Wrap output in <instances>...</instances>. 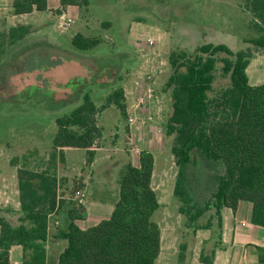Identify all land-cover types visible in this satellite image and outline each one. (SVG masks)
Masks as SVG:
<instances>
[{
	"label": "rangeland",
	"instance_id": "1",
	"mask_svg": "<svg viewBox=\"0 0 264 264\" xmlns=\"http://www.w3.org/2000/svg\"><path fill=\"white\" fill-rule=\"evenodd\" d=\"M245 4L246 0H89L88 6L68 7L66 13L74 22L61 28L56 12L59 0H48L47 10L23 16L12 15L10 1L3 0L0 30L30 24L38 26L40 32H32L30 27L21 44L0 54V173L10 178L14 162L21 167L26 162L33 170L43 169L49 162L55 117L80 102L87 89L100 106L113 88H128L127 84L144 81L147 75L154 79L161 64L166 72L161 84L164 86L170 72L166 58L174 49L192 51L206 42L223 43L233 51L253 48L245 40L256 37L259 31ZM77 33L102 41L92 49L77 50L71 45ZM220 67L217 62L210 95L229 83ZM247 75L250 84L264 83V50L254 52ZM167 104L163 115L159 112L146 125L132 108L128 112L135 118L132 129L152 126V133L162 138L156 140L159 147L152 150L156 162L151 186L159 207L151 219L161 230L156 264H177L181 246L184 252L194 249L204 232L213 236L217 231L215 220L210 230H194L179 213L180 201L173 194L177 167L170 152L172 136L165 134L170 114V102ZM97 124L101 134L94 145L96 162L86 164L84 149L67 150V168L56 159L55 172L59 165L62 180L60 192L68 201L75 203L70 194L73 180L81 182L80 174L90 176L81 226H90L110 215L118 198L119 171L131 155L130 143H137L129 131L127 117H122L114 105L99 112ZM138 143L143 147L141 141ZM222 171L219 163L195 157L188 167L186 183L193 199L204 202L214 187V175ZM8 187H12L10 183Z\"/></svg>",
	"mask_w": 264,
	"mask_h": 264
},
{
	"label": "trees",
	"instance_id": "2",
	"mask_svg": "<svg viewBox=\"0 0 264 264\" xmlns=\"http://www.w3.org/2000/svg\"><path fill=\"white\" fill-rule=\"evenodd\" d=\"M59 2L61 8L89 5V0ZM245 5L259 31L256 37L245 40L253 48L233 51L226 44L206 42L192 51L177 48L167 55L170 72L163 89L170 95L165 134L172 136L170 152L177 167L173 194L180 201L179 213L194 230H210L215 220L214 238L220 236L223 208L234 211L239 201L249 202L251 222L264 226V83L250 84L246 72L254 52L264 50V0H246ZM33 10H47V0L11 2L15 15ZM29 30L30 26L19 24L6 33L0 32V54L21 44ZM101 41L99 37L77 33L71 45L86 51ZM217 62L229 83L210 95ZM109 105L126 118L121 85L113 88L100 106L94 102L90 89L85 90L80 102L55 117L48 164L33 170L25 162L17 169L20 215L13 224L0 208V264H10L9 249L14 244L23 248V264H45L49 216L65 203L59 192L62 180L55 172L56 159L63 160L65 149H84L86 163L93 161L94 145L101 134L97 117ZM195 157L217 162L223 170L214 175V187L201 203L193 199L186 186L187 170ZM153 168L154 157L148 150L141 151L138 166L127 162L119 171L118 198L112 212L87 228L76 223L84 218L85 205L69 201L65 229L58 233L67 245L56 264H156L161 230L151 219L159 207L151 186ZM83 187L82 182L73 181L70 194ZM207 212V219L200 222ZM213 246L208 256L200 253L201 262L213 261L216 244ZM181 248L177 264H184V246ZM257 250L259 261L264 262V247L257 246Z\"/></svg>",
	"mask_w": 264,
	"mask_h": 264
},
{
	"label": "crops",
	"instance_id": "3",
	"mask_svg": "<svg viewBox=\"0 0 264 264\" xmlns=\"http://www.w3.org/2000/svg\"><path fill=\"white\" fill-rule=\"evenodd\" d=\"M10 4L12 0H9ZM3 0H0V4ZM60 3V2H59ZM48 5V0H47ZM75 5H68L64 8L66 11L68 7ZM48 8V6H47ZM61 6L56 8V12L59 13ZM10 12L11 6H10ZM39 12L37 10H33L30 13L15 15L14 16H23L26 14H34ZM26 25V24H24ZM31 31L40 32L38 26L30 25ZM34 29V30H33ZM8 30H0L1 33H6ZM31 32V33H32ZM28 37V35L26 36ZM25 37V38H26ZM167 60V58H166ZM248 67V66H247ZM163 64L157 66V75L154 77L153 81L149 84L145 80L136 81L134 84H127L128 88H124L125 90V98L127 105V114L131 115L129 109L132 108L136 112V116L143 121V124L146 125L149 121L153 120L155 116H159V112L163 115L165 110V105L167 106L168 102H170V96L168 92H163V86L161 84L163 82V77L166 75V72H163ZM247 72V69H246ZM160 75H159V74ZM151 87L154 90V97L147 103L136 107L135 98L148 87ZM256 85V84H254ZM162 89V90H160ZM165 103V104H164ZM168 108V107H167ZM168 112V111H167ZM129 131L132 133V136L136 138L137 143H130V151L132 145L138 146L141 150H148L153 154V149L159 147V143L157 141L162 140L157 133L153 134L152 129L149 126L145 127H137L135 129L131 128V124H128ZM160 133H161V128ZM154 135V137H153ZM135 140V139H134ZM157 140V141H156ZM142 142L143 147H141L140 143ZM146 146V147H144ZM67 150L74 149H65L63 151L64 158L61 162L67 168ZM86 153V152H85ZM129 160L131 164L138 166V155H135L132 151L130 153ZM154 157V167H155V156ZM98 159L97 153L95 152L94 159L90 165ZM87 164V163H86ZM87 164V165H89ZM13 171H11L10 178H6L0 173V208L3 209V215L5 218L16 224L18 222L19 217V191L17 187V169L21 167L20 163H13ZM57 177L61 173H59L60 166L57 165ZM64 168V167H62ZM154 169V168H153ZM154 171V170H153ZM73 175V174H72ZM75 176V175H73ZM81 182L84 184V191L86 193V186L88 185L87 180L90 179V176L84 178L83 174L79 175ZM61 179V178H60ZM64 181V179H63ZM74 181V180H73ZM8 182V183H7ZM11 184L12 187H8V184ZM60 192V189H59ZM63 195V194H62ZM61 198L65 200L64 206L56 210V213L51 214L49 216L48 221V237L46 242V260L45 264H56L59 254L63 251V249L67 245V240L58 235L59 231L64 230L67 223V211L69 208V199L62 196ZM74 204V203H72ZM85 208H86V204ZM86 212V211H85ZM222 227L220 229L219 238H214L209 231L203 233V238L199 241V246L194 249H188L184 252V264H264V262L259 261L257 246L264 247V226L255 225L251 222V204L247 201H239L237 204L236 210H232L231 208L225 207L222 212ZM85 217V215H84ZM83 219L77 220L76 223L81 228H87L88 226H81L80 221ZM96 224V223H94ZM92 224V225H94ZM91 226V225H90ZM214 243L215 247V255L213 261L211 263H204L199 260V255L202 252L205 256L210 254L211 249H213ZM9 261L10 264H23V248L21 245L14 244L9 249Z\"/></svg>",
	"mask_w": 264,
	"mask_h": 264
},
{
	"label": "built area",
	"instance_id": "4",
	"mask_svg": "<svg viewBox=\"0 0 264 264\" xmlns=\"http://www.w3.org/2000/svg\"><path fill=\"white\" fill-rule=\"evenodd\" d=\"M58 20H59L58 25L61 28H66L67 26H70L74 22V19L66 13L64 8L60 9V12L58 15ZM149 44H153L152 40H149ZM145 81L150 84L153 81V77L150 75H147ZM124 96H125V90H124ZM153 97H154V90L151 87V85H148V87L144 90V92L140 93L135 98V104L134 105L136 107L141 106V105L149 102ZM125 100H126V98H125ZM126 109H127V107H126ZM126 113H127V111H126ZM126 117H127V121L129 124H131L135 120V118L131 115H127ZM131 151L134 154L139 156L142 150L138 146L132 145ZM72 198L75 200L76 203L85 204L86 193H85L84 189L83 188L75 189L73 194H72Z\"/></svg>",
	"mask_w": 264,
	"mask_h": 264
}]
</instances>
